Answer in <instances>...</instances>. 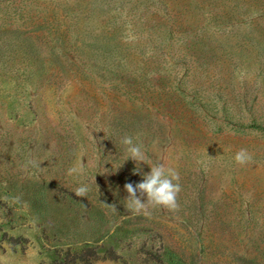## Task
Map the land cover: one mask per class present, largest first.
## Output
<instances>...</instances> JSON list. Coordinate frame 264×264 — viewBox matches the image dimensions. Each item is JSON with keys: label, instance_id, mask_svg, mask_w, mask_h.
Listing matches in <instances>:
<instances>
[{"label": "rangeland", "instance_id": "1", "mask_svg": "<svg viewBox=\"0 0 264 264\" xmlns=\"http://www.w3.org/2000/svg\"><path fill=\"white\" fill-rule=\"evenodd\" d=\"M161 162L178 207L130 210ZM0 257L264 264V0H0Z\"/></svg>", "mask_w": 264, "mask_h": 264}, {"label": "clouds", "instance_id": "2", "mask_svg": "<svg viewBox=\"0 0 264 264\" xmlns=\"http://www.w3.org/2000/svg\"><path fill=\"white\" fill-rule=\"evenodd\" d=\"M121 143L126 146L128 159L135 161L137 164L145 163V153L142 151V146L134 143L132 137L126 136L122 138ZM251 158L246 149H240L236 152L233 159L237 164L243 165L250 161ZM83 172V159L67 169L69 177L80 176ZM178 181L179 174L174 168L166 166L164 162L150 166V171L143 174L141 182L135 185L130 182L125 183L124 189L128 194L125 199L126 205L136 213L145 212L147 214L149 206H163L175 210L178 207L177 196L181 191ZM87 192L88 187L86 185H81L74 189L77 197H84ZM0 264H9V262L6 258L0 257Z\"/></svg>", "mask_w": 264, "mask_h": 264}, {"label": "trees", "instance_id": "3", "mask_svg": "<svg viewBox=\"0 0 264 264\" xmlns=\"http://www.w3.org/2000/svg\"><path fill=\"white\" fill-rule=\"evenodd\" d=\"M164 243V240H161ZM178 260H180L183 263H188V264H194V259H192L190 262L186 261L185 259H183L182 257H178Z\"/></svg>", "mask_w": 264, "mask_h": 264}]
</instances>
